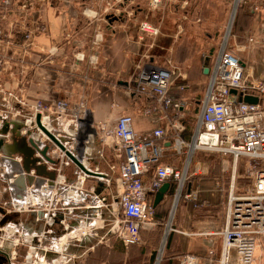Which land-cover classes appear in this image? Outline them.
Masks as SVG:
<instances>
[{
	"label": "built area",
	"instance_id": "1",
	"mask_svg": "<svg viewBox=\"0 0 264 264\" xmlns=\"http://www.w3.org/2000/svg\"><path fill=\"white\" fill-rule=\"evenodd\" d=\"M105 1L108 13L114 11L120 14L122 10L116 4L123 5L126 0ZM228 1L231 5L229 19L209 64L208 81L200 100L199 114L192 132L186 137L183 123L175 121L170 124L171 132L163 127H155L149 132L139 133L134 128V118L130 114L119 115L114 123H92L85 95H81L76 104L66 98L55 101L36 94L32 98L24 95L29 81L13 91L7 86L5 75L10 72V78H17L18 75L12 72L13 66L18 64L20 71L24 70L27 65L25 51L20 56L15 49L17 45L25 49L32 47L33 32L23 28L7 31V17L13 2L0 0V140L3 139L6 144L13 142V136L40 140L37 163L46 165L50 171L55 170L56 174L53 185H50L49 177L40 175L46 181L38 187L42 191L29 194L24 202L20 198L12 202L0 201L3 210L0 212V257L5 264H55L59 259L55 258V254L62 256L60 260L63 259L65 264L69 246L82 243L92 236L90 222H101L103 227H110L126 246L140 242L141 229H154L162 224V242L154 264L162 262L164 256L161 254L165 252L169 235L182 233L177 227L181 202L185 199L198 200V190L187 192L192 182L193 160L198 151L232 157L225 225L219 232H208L222 239L218 263L254 264L258 236L264 235V83L248 82L244 60L238 54L243 48L232 44L240 8L245 0ZM91 2L93 0H83V3ZM164 4L165 0H148L144 19L139 25L143 38L160 33V27L155 26L149 16L161 11ZM12 28H16L14 23ZM37 28L40 32L46 31L42 25H37ZM100 36L96 39L97 43L102 40ZM249 41L254 42V38H249ZM82 59L84 56L79 60ZM91 62H96V59H91ZM175 74V69L167 66H139L137 75L128 84L132 90L130 94L144 96L164 110L173 108L176 115L180 116L184 102L175 101L172 95ZM178 77L182 82L187 80L186 75ZM185 87L184 84L180 86L182 89ZM231 89L237 90L235 102L229 101L230 96H233ZM246 95L257 97L258 103L240 100ZM151 113L152 110L146 111V114ZM38 116L42 127L38 124ZM54 121L55 127L52 125ZM4 129L7 131L4 132ZM49 134L54 135L64 148L55 144ZM95 139L112 145L123 158L119 165L111 164L112 175L93 169L88 164L90 156L87 150ZM48 141L53 142L52 148L47 151L53 162L41 156ZM78 141L84 147L80 162L85 170L79 168L71 157L72 154L79 158L76 151ZM168 148L182 156L181 165L164 161ZM3 156L0 152V162ZM243 157L254 162L249 168L253 177L252 185L247 192L236 194L235 187H232L234 174ZM11 159L22 164L21 156L12 155ZM0 169L4 168L0 166ZM115 170H118L119 175L109 200V196L102 193L105 188H112ZM32 174L38 177L34 170ZM147 175L148 180H145ZM16 176L18 174L15 173ZM15 177H8L5 171H0V180L14 182ZM95 177L101 180L99 188L102 192L98 194H95V186L87 187V181ZM166 182L172 185V202L165 219L160 223L156 219L158 209L153 206V198ZM36 187L32 185L29 190ZM89 198H93L97 205L90 204ZM18 213H29L31 221H14L11 216ZM4 220L6 222L2 224ZM40 223L43 224L42 228L35 227ZM28 224L35 228H27ZM209 255H214V251L210 250ZM197 260L196 256L186 254L182 263L196 264Z\"/></svg>",
	"mask_w": 264,
	"mask_h": 264
},
{
	"label": "crops",
	"instance_id": "2",
	"mask_svg": "<svg viewBox=\"0 0 264 264\" xmlns=\"http://www.w3.org/2000/svg\"><path fill=\"white\" fill-rule=\"evenodd\" d=\"M46 1L12 0L13 4L7 17V31H17L21 28L32 31L34 41L32 47L25 49L22 45H17L15 49L18 55L21 56L25 51L27 56V65L24 66L23 71H20L19 64L13 66V75H18L23 81L19 83V86L26 85L29 81L36 96L48 100L55 99V101L66 98L72 104H76L81 95H85L89 119L98 125L114 123L121 114L133 116L134 128L139 133L149 132L155 127H163L167 132H171L170 124L173 121L185 124L183 117L186 114L184 113L186 108L183 107L179 112L180 116H177L173 108L164 110L157 106L156 102H149L144 96L130 94L132 90L128 84L137 75L139 66H142L148 59V55L154 58L150 59L151 62H158L160 56L156 53L159 52L157 48L172 50L169 49L170 38H164L165 35L161 33V29L157 36L143 38L138 15L136 18H132L133 14L131 15L136 11L137 6L118 3L116 5H119L122 10L119 14L114 11L108 13L105 0H95L97 3L91 2L90 4L66 0L65 3H55V5L51 3L49 5ZM109 16L116 19L109 22ZM13 23L16 26L15 29L12 28ZM37 25L44 26L46 31L40 32ZM99 35L102 36V40L97 43L96 39ZM249 38H254V42L249 41ZM232 44L234 47L243 48L238 51V54L244 60L248 82L264 83V0H245L240 8ZM81 56H84V59L79 60ZM91 59H96V62H91ZM208 60L209 57L206 58L205 65ZM169 64L170 66H167L174 68L177 72L175 79L179 75H186L171 62ZM46 65L50 68L45 67ZM205 65L202 67V72L207 77L208 74L204 73ZM49 74L55 76V81L47 77ZM5 76L8 80L7 86L12 88L13 80L9 77L11 73ZM182 81L181 84L186 87L180 88L179 93L175 91L174 95L178 98L175 101H183L185 104L187 100L180 97L182 95L180 92H187L189 86L186 81ZM174 90H178V87L176 89L172 87V92ZM44 92H47L46 96L43 95ZM203 95L204 93L201 99ZM147 110H152V113L146 114ZM185 131L184 135L187 137ZM96 140L94 142L90 140L91 148L87 150L90 156L88 164L93 169H99L105 173L111 172V164L119 165L123 158L118 155L112 145L97 143ZM202 153L212 156L214 154L206 151H198L195 154L192 182L187 192L198 190V200L185 199L181 202L177 214V227L182 233H172L166 251L167 259L163 264H183L182 258L186 254L196 256L198 259L196 264H219L221 236L210 235L208 232H219L224 228L227 194L221 188L217 177L210 175V162L212 161L210 155L208 161H203ZM169 155H174V161L167 159ZM227 158L229 162L227 166L224 165L223 173L231 165L232 157L227 156ZM182 160V156L176 155L171 148L166 150L165 162L181 165ZM144 179L148 180V175ZM100 181L97 177L89 179L87 187L95 186L97 188L95 194H98L102 192L99 188ZM109 190L114 192L113 188H105L102 195L109 196L111 200ZM88 202L97 205L93 198H89ZM164 202L157 207L158 210ZM160 215L161 212H159ZM11 217L14 221L23 220L25 222H28L27 218H29L19 213ZM28 225L29 229L43 227L42 223L35 227L32 224ZM89 225L92 227V236L82 243H73L69 246L68 261L65 264H90L89 259L90 261L93 259L92 256L99 245L106 248L107 251L103 255L107 257L98 262H92V264H145L143 262L147 255L140 253L147 252L143 240L145 237L149 240L150 237L152 240L156 239L153 234L157 227L143 228L146 232L143 233L140 242L126 246L123 239L110 227H103L101 222H90ZM210 250L214 251V255H209ZM57 257L59 259L55 264L60 262L63 264V259L60 260L62 256L55 254V258ZM211 258L214 259L213 262L210 261Z\"/></svg>",
	"mask_w": 264,
	"mask_h": 264
},
{
	"label": "rangeland",
	"instance_id": "3",
	"mask_svg": "<svg viewBox=\"0 0 264 264\" xmlns=\"http://www.w3.org/2000/svg\"><path fill=\"white\" fill-rule=\"evenodd\" d=\"M73 2H83V0H72ZM51 4L55 3H65L66 0H47ZM92 3H97L93 0ZM106 3V1H105ZM48 4V3H47ZM148 4V0H126L123 5H135L136 11L133 12V17H137L140 19H144L145 10ZM48 5V8H49ZM50 9V8H49ZM53 10H55L53 8ZM231 10V5L228 0H165L164 7L161 11L151 13L149 18H151L152 23L157 26H160L161 33L165 35L164 38H170V48L171 51L166 49H160L159 52H156L160 58L159 61L151 62L153 57L148 55V59L145 60L143 65H154L156 64L159 67L170 66L169 62L179 68L182 73L186 74L187 77V92H180L182 95L180 96L183 99H186V103L184 104V108H186V114H184V127L186 129V133L189 136L191 133V129L194 127V122L200 111V99L202 93H204L205 87L207 85V77L202 72V67L205 65L206 58L209 57L210 60L213 59L218 44L221 40L224 27L229 19V13ZM61 12V11H60ZM167 42V41H166ZM168 43V42H167ZM167 47V46H166ZM155 50V51H157ZM154 54V52H153ZM152 55V54H151ZM154 59V58H153ZM167 66V67H168ZM50 68V66H45ZM30 77V76H28ZM47 77L55 81V76L49 74ZM13 83H11V87L13 91L18 90L19 83L21 82L20 78L12 79ZM31 80L34 81V78L31 77ZM181 78H176L174 80V84L172 87H178V90H174L172 95L175 99V91H178L181 86ZM27 93L24 92L28 97H35V91L31 84H27ZM55 94V90H54ZM25 95V96H26ZM44 96L47 95V92L43 93ZM46 99V98H44ZM180 100V99H179ZM53 127H55V121L52 122ZM187 136V137H188ZM97 143L100 141L97 139ZM203 161L209 160V155L206 153H202ZM174 155H169L167 159L170 161H174ZM212 161L210 162V175L217 177L218 182H220L221 188L225 190V193L228 196L230 190V182L232 176V167L228 166V169L225 173L222 172L224 165L227 166L229 162V158L224 157L221 154L214 153L213 156L210 155ZM232 164V161L230 160ZM254 165V162L249 158L243 157L238 162L237 167V179L235 185V193H245L247 192L252 185V172L249 169ZM111 174V172L109 171ZM231 174V176H230ZM112 175V174H111ZM119 172L115 170V174L112 181V188H115V179L118 177ZM0 184V192L2 189ZM203 189V188H202ZM5 190V186H4ZM110 191V190H109ZM108 191V192H109ZM112 195V192H109ZM5 197V196H4ZM1 199H6L5 198ZM1 200V201H3ZM165 201V202H164ZM164 204L157 211L156 219L161 220L163 222L164 216H166L167 211L171 205L172 197L169 195L166 200H164ZM159 212L161 215L159 216ZM24 217H29L28 222L31 221V216L29 213H24ZM158 227V226H157ZM163 236V235H162ZM143 237V233H141V238ZM145 250L147 252V257L144 259V262H148V264H154L155 258L157 256V249L160 247L162 242V237L159 242L149 240L148 237H145L143 240ZM264 235L260 234L258 236L257 247L255 250V262L254 264H264ZM162 253V252H161ZM165 253H162L161 256H164ZM146 260V261H145ZM158 264H162L161 261H158Z\"/></svg>",
	"mask_w": 264,
	"mask_h": 264
},
{
	"label": "water",
	"instance_id": "4",
	"mask_svg": "<svg viewBox=\"0 0 264 264\" xmlns=\"http://www.w3.org/2000/svg\"><path fill=\"white\" fill-rule=\"evenodd\" d=\"M109 19V22H112V20L116 19L115 17H108ZM209 72V60L206 62V65H205V70H204V73L205 74H208ZM126 84H128L127 82H125ZM231 94H233V96L231 95L230 98H229V101L230 102H235L236 100V94H237V90L236 89H231ZM240 100H243L247 103H258V98L255 97V96H251V95H246L244 97H241ZM38 124L42 127L41 125V122H40V116H38ZM4 132L7 131V129H4L3 130ZM48 133V132H47ZM49 136L55 140V144L59 145L60 147L64 148L63 145L60 143V141L52 134H49ZM79 143L77 144L76 146V151H77V154L79 156V158H76L74 155L71 154V157L74 161V163L81 169L85 170L86 168L84 167V165L80 162V159H81V156L83 155V145L81 144V141H78ZM34 146V144H32ZM31 148V147H30ZM47 151H48V148H45L43 151H42V154L48 159V160H51V162H53V160L47 155ZM0 152H2L4 154L3 158L1 159V162H0V166L2 168H7L8 166L10 167V171L6 170L5 171V175H7L8 177H15L13 176L15 173L18 174V176L15 177V180L16 181V186L19 188L20 186L22 187H25V179H29L30 183L32 181V176L30 175H33L32 174V170H31V163H35L36 162V159L34 160H29L28 158L31 157V152H26V151H23L24 154H27V160H26V163L24 164H18L17 162L12 163L11 160V156L12 154H15L17 151L15 149V145L14 143L12 142L11 144H6L4 142V140H0ZM24 168V169H23ZM34 171L36 172V169H34ZM38 173L39 175H45L47 174L49 176V178L53 179L55 178L56 174L54 173H47L46 170H45V167H39L38 168ZM26 172L27 173V176H25L24 173ZM95 174V173H94ZM35 177V176H34ZM50 185H52L50 183ZM21 189V187L19 188V190ZM172 193V185L170 182H166L164 183L154 194V198H153V206L154 207H158L163 201L164 199L166 198L167 195L171 194ZM22 201L24 202L25 200V196H23L22 198ZM2 209L0 208V212L2 213ZM94 211V210H93ZM6 222V220H4L2 222V224H4Z\"/></svg>",
	"mask_w": 264,
	"mask_h": 264
},
{
	"label": "flooded vegetation",
	"instance_id": "5",
	"mask_svg": "<svg viewBox=\"0 0 264 264\" xmlns=\"http://www.w3.org/2000/svg\"><path fill=\"white\" fill-rule=\"evenodd\" d=\"M13 143L15 145V149H16V153L15 155L17 156H21L22 157V164L24 166V164L26 163V160H27V154H24L23 151H26V152H31V157L28 158L30 161L31 160H35L36 159V162L35 163H31V170H34L36 169V173H38V168L39 167H45V170L47 173H54L55 174V170L53 171H50L47 169V166L44 165V164H38L37 161V151H40V147H39V144L41 143L40 140H37L35 141L34 139L28 137V136H25V137H17V136H13ZM34 144V146L32 145ZM52 145H53V142H47L45 145H44V149L45 148H52ZM31 147V148H30ZM43 149V150H44ZM42 150V151H43ZM14 155V154H12ZM24 169V168H23ZM32 176V181L31 183L29 182L30 180L29 179H25V187H21V189L19 190V188L15 185L16 184V181L12 182V181H7V180H0V184L1 185H4L5 186V190H4V186H2V190L0 192V201L3 200L1 198H3L4 196L7 197L5 200H8V201H13V200H16L18 198H22L23 196L27 197L29 194H37L39 192V189L38 187L42 186L45 184V179L44 178H41L40 175L38 174L37 176L38 177H34V175H30ZM42 176H47L49 177L47 174L45 175H42ZM51 179V178H50ZM55 178L49 180V183H53L52 181L54 180ZM48 183V184H49ZM32 185H35L37 186L36 189H32L31 191L29 190V188L32 186ZM53 185V184H52ZM4 197V198H5ZM0 264H5L3 261H2V258L0 257Z\"/></svg>",
	"mask_w": 264,
	"mask_h": 264
},
{
	"label": "trees",
	"instance_id": "6",
	"mask_svg": "<svg viewBox=\"0 0 264 264\" xmlns=\"http://www.w3.org/2000/svg\"><path fill=\"white\" fill-rule=\"evenodd\" d=\"M210 62H211V60H210ZM141 233H144V232H146V231H144L143 229H141V231H140ZM155 232V233H154ZM153 233V236H155L156 237V239H153V241L155 240V241H157L158 240V242H159V240H160V238L162 237V234H163V225L162 224H160L158 227H157V230L156 231H154ZM141 236V235H140ZM171 236H172V234H170L169 235V237H168V240H167V244H166V247H165V254H164V258H163V261H162V264L165 262V260L167 259V254H166V251H167V248H168V246H169V242H170V240H171ZM150 240H152V238L150 237ZM124 243V242H123ZM124 245H125V243H124ZM132 245H135V244H132ZM131 245V246H132ZM98 247V249L96 250V253L95 254H93V259L90 261V259H89V263L90 264H92V262H98L100 259H102V258H106L107 256H104L105 255V253L104 252H106L107 250H106V248L104 247V246H102V245H99V246H97ZM141 254H143V253H145V252H140ZM104 254V255H103ZM146 261V260H145ZM98 264V263H97ZM146 264H148V262H146Z\"/></svg>",
	"mask_w": 264,
	"mask_h": 264
},
{
	"label": "bare ground",
	"instance_id": "7",
	"mask_svg": "<svg viewBox=\"0 0 264 264\" xmlns=\"http://www.w3.org/2000/svg\"><path fill=\"white\" fill-rule=\"evenodd\" d=\"M41 156H42L46 161L51 162V160H48L44 155H41ZM53 160H54V159H53ZM11 162L15 164L14 160H11ZM6 170L10 171L11 169H10L9 166H8L7 168L0 169V171H6ZM236 172H237V171H236ZM234 173H235V171H234ZM16 174H17V173H16ZM22 174H24L25 176H27V173H26V172H25V173H22ZM236 174H237V173H236ZM13 176H15V174H14ZM12 178H14V177H12ZM235 178H237V176L234 174V182H233V185H232L233 188L235 187V183H236ZM38 189H39V192L42 191L40 188H38Z\"/></svg>",
	"mask_w": 264,
	"mask_h": 264
}]
</instances>
